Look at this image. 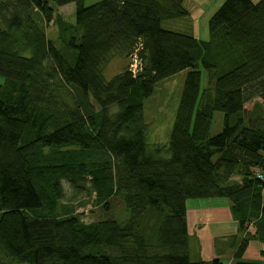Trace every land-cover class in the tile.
<instances>
[{"label": "trees", "instance_id": "1", "mask_svg": "<svg viewBox=\"0 0 264 264\" xmlns=\"http://www.w3.org/2000/svg\"><path fill=\"white\" fill-rule=\"evenodd\" d=\"M184 1L0 0L5 257L17 264H221L191 259L187 203L213 199L232 204L245 234L240 259L252 239L264 243L257 176L264 172V0H224L208 40L164 28L189 16ZM68 5L74 23L58 15ZM114 60L130 61L107 80ZM186 70L165 155L152 153L145 101ZM216 112L224 126L211 137ZM64 182L74 196L90 184L101 219L85 222Z\"/></svg>", "mask_w": 264, "mask_h": 264}, {"label": "rangeland", "instance_id": "2", "mask_svg": "<svg viewBox=\"0 0 264 264\" xmlns=\"http://www.w3.org/2000/svg\"><path fill=\"white\" fill-rule=\"evenodd\" d=\"M255 3L260 2L261 0H253ZM96 3L93 0H87V4H94ZM224 3V0H215L212 4H208L204 7V12L199 22V30L201 34L202 40L209 39V21L216 13V11L221 7ZM66 20L70 23H74L71 20L69 14L66 13ZM66 21V22H67ZM172 22V23H169ZM164 24V27H174L177 29L176 31L182 32L185 31V34H191L190 28L192 24L195 23V19L190 18L185 21V25L182 23H177L175 21H169ZM173 24V26L169 25ZM182 26L185 30H182ZM56 25L50 24L47 29L48 37L51 40H56L58 38V30ZM60 47V46H58ZM129 61L123 60H114L105 71V78L107 80H111L117 75H119L126 66L129 65ZM190 70L183 71L178 75L166 79L159 83L156 86L155 93L153 96L148 98L145 101L144 105V118L145 123L148 127V135H147V143L149 146V150L154 153L156 151H160L162 154L165 155L164 148L169 145L170 141V134L174 126L177 110L179 107L181 95L184 89V84L186 80L187 74ZM5 82L4 78L0 76V85H3ZM253 101L246 104V110L250 111L253 108ZM224 126V114L220 112H216L214 114L210 136L214 137L218 135ZM84 188L81 189L76 196L70 186L64 182V188L67 192L68 198H75L74 205L75 206H83L78 210V213L83 214V219L85 222L90 223L93 221H97L101 219L100 211L95 206L96 197L95 194L91 193V185L85 184L83 185ZM0 264H17L14 261H11L7 257L4 256L3 253L0 252Z\"/></svg>", "mask_w": 264, "mask_h": 264}, {"label": "crops", "instance_id": "3", "mask_svg": "<svg viewBox=\"0 0 264 264\" xmlns=\"http://www.w3.org/2000/svg\"><path fill=\"white\" fill-rule=\"evenodd\" d=\"M93 1L97 3L102 0ZM214 1L185 0L184 7L189 12V16L175 22L185 25V21L188 19H195V23L190 28V35L202 40L198 20L205 13L204 7ZM90 5L87 4V6ZM57 11L64 21H67L66 13L74 21V5L58 8ZM169 25L173 26V24ZM165 29L178 32L176 31L177 29L170 26ZM182 30H185L183 26ZM231 205L228 199L197 200L187 203V219L191 237V259L194 262H213L218 260L221 264H237L239 260H242L249 263L264 264V243L255 239L250 241L241 259L236 255L245 234L239 232L238 222L232 216ZM255 231V227L251 226L249 232L254 235Z\"/></svg>", "mask_w": 264, "mask_h": 264}, {"label": "built area", "instance_id": "4", "mask_svg": "<svg viewBox=\"0 0 264 264\" xmlns=\"http://www.w3.org/2000/svg\"><path fill=\"white\" fill-rule=\"evenodd\" d=\"M140 67H141V64H140L138 58L135 56V57L133 58V61H132L131 66H130V71H131L134 75H136V74L139 72ZM257 176H258V178H259L260 180L264 181V172H263V173H258Z\"/></svg>", "mask_w": 264, "mask_h": 264}]
</instances>
